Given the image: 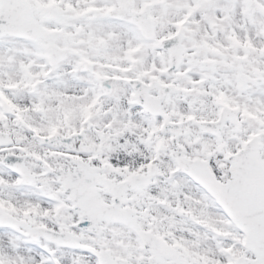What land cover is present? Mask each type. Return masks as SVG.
<instances>
[{
    "label": "snow or ice",
    "instance_id": "1",
    "mask_svg": "<svg viewBox=\"0 0 264 264\" xmlns=\"http://www.w3.org/2000/svg\"><path fill=\"white\" fill-rule=\"evenodd\" d=\"M0 264H264V0H0Z\"/></svg>",
    "mask_w": 264,
    "mask_h": 264
}]
</instances>
